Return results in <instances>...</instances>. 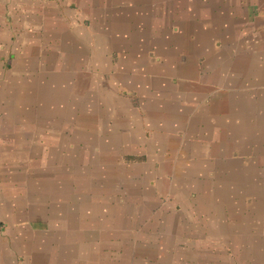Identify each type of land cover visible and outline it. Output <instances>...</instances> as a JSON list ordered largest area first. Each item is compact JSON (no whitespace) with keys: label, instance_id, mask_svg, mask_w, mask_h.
<instances>
[{"label":"crops","instance_id":"1","mask_svg":"<svg viewBox=\"0 0 264 264\" xmlns=\"http://www.w3.org/2000/svg\"><path fill=\"white\" fill-rule=\"evenodd\" d=\"M154 213L121 264H264V0H0V264Z\"/></svg>","mask_w":264,"mask_h":264},{"label":"rangeland","instance_id":"2","mask_svg":"<svg viewBox=\"0 0 264 264\" xmlns=\"http://www.w3.org/2000/svg\"><path fill=\"white\" fill-rule=\"evenodd\" d=\"M154 214H156V218L154 219V217H153L152 220H150V222H151L150 226L151 227L147 226L142 219L139 222H138V220L135 219L134 220L135 225H132L133 224V222H132L131 226H126L125 222H121V225H119V230L115 229V239H113V240H106L109 238L110 234H104L102 236V238H98L99 234L96 235L93 230L92 231L96 236H93V237L88 236L87 237L86 236L87 233H86L82 239H84V243L87 246L88 251L91 253L97 251V250H95V246H98V248L100 246L101 250H98L97 253L99 255L102 254L103 256L101 257V261L97 264H121V263H123V260L126 261V259H123V258L125 256H127V252L129 251V249L133 250L132 247H134L136 249V257L141 259V260L143 259V258H140L141 256H143V255H145L148 252H151L153 250H156L155 252L160 254L161 250L159 251L158 248H154V247H150V246L155 245L154 241H156L158 246L160 245V240L163 241L164 232H163L162 228L158 226V223L164 224L166 221L164 219H159L157 217L158 213H154ZM74 216H75V218H78V219L80 218L78 213H75ZM110 221H111V219H110ZM110 221H109V223H110ZM160 228H161V230H160ZM64 229L66 232H68V230H69L67 228H64ZM201 230L202 229H199V231H201ZM102 239L104 240V242L102 241ZM190 240H192V239H190ZM201 240H203V238H201ZM137 241H142V243L138 244ZM143 241H148V242L143 243ZM149 241H150V243H149ZM194 241H195V243L194 242H192V243H185L184 242V244H182L181 246L187 247V250L189 252L194 250L197 256H198V251L201 253L200 248L205 249V255H207L208 246L203 245V246H205V248H203L202 245H199V246H197L199 248H196L195 244L198 241V239H194ZM111 242H114V243H111ZM193 247H194V249H193ZM168 248L170 249V247H168ZM140 251L143 254L139 253ZM169 252L171 253V249L169 250ZM173 252H174V250H173ZM149 261H150V258L148 260L140 261L138 264H144V263H147ZM200 263L201 264H209L208 260H206V259L201 260ZM186 264H191V263L186 262Z\"/></svg>","mask_w":264,"mask_h":264}]
</instances>
